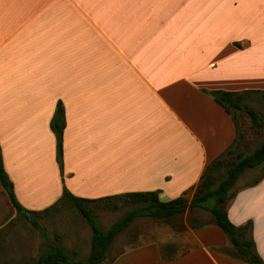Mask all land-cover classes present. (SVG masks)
<instances>
[{"label": "crops", "instance_id": "1", "mask_svg": "<svg viewBox=\"0 0 264 264\" xmlns=\"http://www.w3.org/2000/svg\"><path fill=\"white\" fill-rule=\"evenodd\" d=\"M210 92L264 94V0H0V146L28 211L44 213L64 189L192 200L238 142ZM59 104L63 174L51 129ZM243 176L227 211L251 225L264 261V176ZM19 217L0 181V233ZM190 233L194 246L175 256L153 242L112 264H247L218 226Z\"/></svg>", "mask_w": 264, "mask_h": 264}, {"label": "trees", "instance_id": "2", "mask_svg": "<svg viewBox=\"0 0 264 264\" xmlns=\"http://www.w3.org/2000/svg\"><path fill=\"white\" fill-rule=\"evenodd\" d=\"M209 94L230 115L232 114L230 107L246 112L251 117L254 126L261 129L264 134V122L261 116L241 105L239 100L243 94L229 92H210ZM65 127V109L62 104H59L51 122V129L57 141V159L62 174L64 172ZM232 154V150H228L207 167L196 187L192 200L186 194L175 200L163 202L159 198V192L131 193L100 200H87L78 198L64 189L60 201L46 211H51L61 205L62 207L71 205L76 208L92 231L90 254L87 259L76 260L62 247L50 246L37 259L28 264H112L118 256L124 253H120L109 261L114 241L136 218L146 217L173 224L175 219L198 209L208 211L211 214L212 224L218 226L227 235L235 249L234 256L237 259L247 264H264L257 253L255 242L251 236V225L235 226L230 221L227 211V205L233 197L232 190L238 180L245 172L264 165V138L261 146L253 154L247 156L239 154L236 159L230 158ZM0 181L18 215L27 220H32V223L39 227L38 222L32 217L41 213L26 210L17 199L14 183L5 170L1 146ZM115 199L134 207V209L106 230L90 205ZM0 264L4 263L0 262Z\"/></svg>", "mask_w": 264, "mask_h": 264}, {"label": "rangeland", "instance_id": "3", "mask_svg": "<svg viewBox=\"0 0 264 264\" xmlns=\"http://www.w3.org/2000/svg\"><path fill=\"white\" fill-rule=\"evenodd\" d=\"M239 101L243 107L258 113L264 122V94L242 95ZM230 111L238 126V142L231 149L230 158L253 154L263 142V131L254 126L246 112L233 107ZM263 176L264 165L246 173L243 185L252 184ZM90 207L106 230L134 209L117 199ZM32 218L39 227L32 220L20 217L0 233L1 263L28 264L50 246L62 247L76 260L88 258L92 231L76 208L61 205ZM209 223H212L211 214L198 210L175 219L173 224L146 217L136 218L114 241L109 261L122 252L153 242L162 244L164 253L175 256L194 246L190 233L192 227Z\"/></svg>", "mask_w": 264, "mask_h": 264}]
</instances>
